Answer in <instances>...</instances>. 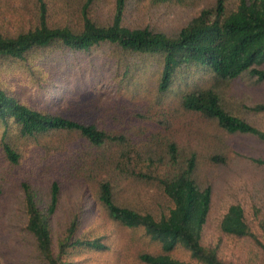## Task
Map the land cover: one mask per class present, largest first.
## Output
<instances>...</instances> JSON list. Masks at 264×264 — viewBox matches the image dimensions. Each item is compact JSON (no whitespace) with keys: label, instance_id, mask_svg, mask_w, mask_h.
I'll use <instances>...</instances> for the list:
<instances>
[{"label":"trees","instance_id":"obj_1","mask_svg":"<svg viewBox=\"0 0 264 264\" xmlns=\"http://www.w3.org/2000/svg\"><path fill=\"white\" fill-rule=\"evenodd\" d=\"M102 1L0 0V65L18 63L33 75L32 63L107 45L104 70L115 69L117 86L87 91L75 113L64 99L32 105L0 78V264H80L114 249L108 225L137 233L138 264H264V210L253 203L226 204L215 234L204 237L215 173L235 151L230 138L264 143V102L239 103L235 87L244 75L264 81V0H213L173 34L125 25L131 0H113L110 18L99 20ZM149 62L157 64L153 87L138 93L130 86ZM31 142L36 163L53 170L45 181L25 170L12 177ZM65 192L75 198L61 212Z\"/></svg>","mask_w":264,"mask_h":264},{"label":"rangeland","instance_id":"obj_2","mask_svg":"<svg viewBox=\"0 0 264 264\" xmlns=\"http://www.w3.org/2000/svg\"><path fill=\"white\" fill-rule=\"evenodd\" d=\"M228 1L232 3L235 0ZM212 2L213 0H165L153 3L150 0H131L127 4L123 23L131 27L148 26L153 30L173 34L201 8L209 6ZM112 5L113 0L100 2L96 17L99 20L109 19ZM109 60H112L109 46L100 45L91 48L88 52H65L63 53L62 61L53 65L46 63L43 66H36L37 63H32L31 66H34L33 75L25 74V70L20 67L21 64H2L0 65V78L4 81V85L8 90L13 91L19 98L28 101L32 105L40 108H49L52 99L56 101L64 99V105H67L72 112H75L80 102H84L90 97L91 93L88 94L87 91L98 89L97 95L103 89L106 91L110 90L108 92L112 93L117 91V86L114 84L113 77H111L115 69L110 66L112 72L104 70L105 65L103 63L109 62ZM62 62L68 64V70H64L63 66L65 64ZM156 65L155 62H149L148 68H142L140 71L143 74V79H141L140 83L130 86L131 89L138 91V93L145 89L150 90L153 87V81L149 80V76L151 75L153 80L157 70L155 69ZM99 66H103V69ZM65 71L68 72V75L66 79L61 81ZM104 74H109L110 76H106L103 84H99L98 82L102 80ZM38 84L57 89L52 88V92H48V89L39 92ZM235 87L240 100L239 103L250 106L255 102H264V81L255 82L253 78L244 75L241 80L235 83ZM120 92H123L122 88L119 90ZM177 92L178 87L175 84L172 93L176 94ZM62 93L63 96H60ZM147 96L149 104L154 102L149 92ZM75 97L78 100L73 101L72 98ZM134 98L135 100H141V95H135ZM169 98V95L163 97L157 107L166 108L167 104H171L175 100L173 94L172 98ZM52 104L55 105V102H52ZM79 116L83 118L82 114H79ZM245 117L258 124V126L261 124L257 115L246 113ZM177 127V119H174L173 128L176 129ZM230 139L235 145V151L229 164L219 168L216 173L214 172L211 208L204 229L205 238L215 234L216 219L225 205L230 202L239 200L245 208L253 203L264 210V166L256 165L251 161V158L264 159V143H259L248 136H235ZM36 148V144L32 142L22 148V157L25 160H23L22 166L20 165L13 170L12 177L16 178V176L23 174L25 170L27 173L24 177L45 181L48 176L53 174V170L48 165H38L36 163L40 154ZM31 165L34 166L33 170ZM29 172H32V174L27 175ZM74 198L73 192L63 193L60 200L61 209L59 210L61 212L65 209L69 210L72 207ZM96 221L98 222L99 220ZM106 233L109 234V240L114 249L103 253H89L84 256L80 264H138L135 261V253L142 246L135 237L137 233L110 225L107 226Z\"/></svg>","mask_w":264,"mask_h":264}]
</instances>
